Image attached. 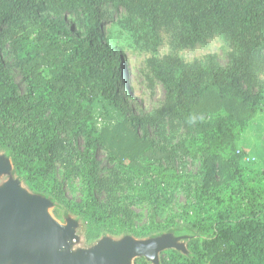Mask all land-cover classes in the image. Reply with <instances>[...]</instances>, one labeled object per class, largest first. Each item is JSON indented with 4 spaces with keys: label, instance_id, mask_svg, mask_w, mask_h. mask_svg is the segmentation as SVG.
<instances>
[{
    "label": "trees",
    "instance_id": "obj_1",
    "mask_svg": "<svg viewBox=\"0 0 264 264\" xmlns=\"http://www.w3.org/2000/svg\"><path fill=\"white\" fill-rule=\"evenodd\" d=\"M107 5L138 16L154 38L171 21L184 47L205 44L219 33L237 51L228 68L210 61L203 71L168 59L154 65L166 89L162 119L182 123L203 155L202 184L194 190L190 175L154 162L165 153L121 111L114 125L97 126L95 103L120 110L122 89L127 91L123 49L102 30ZM68 16L77 18L68 23ZM5 41L24 73L26 95L3 58ZM263 53L264 0H0V149L32 192L55 195L59 162L68 175L81 177L78 213L89 242L105 233L142 238L187 227L195 238L186 252L168 251L165 264H264V171L247 170L230 152L264 112V83L258 81V92L250 87L253 74L264 69ZM100 146L144 176L136 189L140 200L166 208L174 193L185 192L180 223L172 215L139 229L102 205ZM138 249L135 264H148ZM105 258L124 262L128 254L114 248Z\"/></svg>",
    "mask_w": 264,
    "mask_h": 264
},
{
    "label": "rangeland",
    "instance_id": "obj_2",
    "mask_svg": "<svg viewBox=\"0 0 264 264\" xmlns=\"http://www.w3.org/2000/svg\"><path fill=\"white\" fill-rule=\"evenodd\" d=\"M103 9L109 13V18L103 23L104 35L110 43L122 48L124 52L123 84L127 86V91L121 87L120 110H113L101 101L95 103L97 126L114 125L118 120V111H121L134 120L141 135L147 136L156 149L165 153L160 160L154 162L190 175L192 189H196L202 184L203 155L191 142L194 134L187 131L182 123L169 118L162 119L166 89L154 72V65L168 59L189 67L197 65L203 71L210 61H214L221 68H228L237 51L219 33L209 37L205 44L184 47L180 42L178 25L171 21L162 25L154 38L145 29L140 18L126 9H115L111 5L104 6ZM76 18L68 16V23L75 22ZM2 55L19 86V92L26 95L28 85L24 73L6 41L2 45ZM252 79L256 83L250 87L258 92V81L264 83V69L253 74ZM243 87L249 88L244 85ZM230 152L240 156L241 165L247 170L264 171V112H260L252 120ZM98 158L100 184L97 197L109 211L131 220L139 229L161 224L172 215L180 223V215L187 203L185 192L174 193L166 208H156L139 199L136 189L144 179L143 175L130 171L129 166L112 159L109 152L101 146L98 148ZM54 179L58 185L55 195L32 192L16 174L9 153L0 149V202L4 194L12 190L36 202L44 214L61 228L62 236L55 242L54 247L64 258L78 260L84 255L94 257L102 248H122L128 258L121 264H135L141 255L138 254V248L141 247L148 264H165L164 261H168V251L186 252L188 242L195 238L196 233L192 229L171 227L142 238L131 234L105 233L99 239L89 242L86 238V224L78 213L84 196L81 177L68 175L65 165L59 162ZM21 189L26 193H21ZM4 239L11 247V252L0 256V264H37L20 253V242L14 233L4 232Z\"/></svg>",
    "mask_w": 264,
    "mask_h": 264
},
{
    "label": "water",
    "instance_id": "obj_3",
    "mask_svg": "<svg viewBox=\"0 0 264 264\" xmlns=\"http://www.w3.org/2000/svg\"><path fill=\"white\" fill-rule=\"evenodd\" d=\"M4 232L14 233L20 242V253L37 264L123 263L109 262L105 257L110 249L105 248L99 249L94 257L84 255L78 260L60 256L54 245L62 236L61 228L44 214L36 202L15 190L5 193L0 202V256L11 252Z\"/></svg>",
    "mask_w": 264,
    "mask_h": 264
},
{
    "label": "bare ground",
    "instance_id": "obj_4",
    "mask_svg": "<svg viewBox=\"0 0 264 264\" xmlns=\"http://www.w3.org/2000/svg\"><path fill=\"white\" fill-rule=\"evenodd\" d=\"M25 190H26V189H25ZM20 192L23 193V194L26 193L23 189H21Z\"/></svg>",
    "mask_w": 264,
    "mask_h": 264
}]
</instances>
